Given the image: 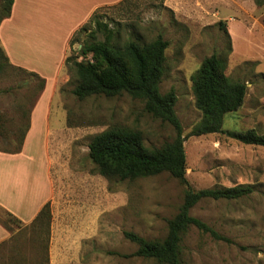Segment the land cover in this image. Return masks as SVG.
<instances>
[{"label":"rangeland","instance_id":"rangeland-1","mask_svg":"<svg viewBox=\"0 0 264 264\" xmlns=\"http://www.w3.org/2000/svg\"><path fill=\"white\" fill-rule=\"evenodd\" d=\"M54 1L59 10L54 2H41L45 6L30 13L33 21L38 19V30L28 37L47 40L69 20L64 36L89 13L74 34L100 8L109 17L120 18L106 8L122 0L106 5L111 0ZM73 1L81 6H70ZM131 6L130 19H125L142 26L145 41L161 34L169 43L160 90L174 89L177 95L190 185L196 190L253 185L256 190L239 200H204L192 208V216L228 241L191 228L181 243L182 264H264V147L245 145L226 134L190 136L202 118L192 76L213 54L226 59L229 77L247 85L242 107L225 117L223 129L264 134V5L254 0H135ZM2 14L0 2V19ZM20 14L6 35L29 32L28 27L18 28L26 20V13ZM70 40L67 56L81 46H70ZM27 43L23 39L15 43L20 63L36 66ZM3 50L0 41V149L14 151L31 126L30 114L43 93V81L28 71L14 70ZM76 83L64 64L49 94L52 116L46 143L54 186L49 212L25 225L0 207V223L10 233L0 245V264H156L131 257L137 246L124 233L148 240L165 238L168 220L182 205L184 186L167 172L134 180L106 178L97 172L88 146L94 136L113 127L140 132L147 147L171 142L175 131L128 94L80 101L72 94Z\"/></svg>","mask_w":264,"mask_h":264},{"label":"trees","instance_id":"trees-1","mask_svg":"<svg viewBox=\"0 0 264 264\" xmlns=\"http://www.w3.org/2000/svg\"><path fill=\"white\" fill-rule=\"evenodd\" d=\"M14 1L0 0L3 13L0 22L11 16ZM254 1L258 6L264 5V0ZM133 4L135 0H122L106 8V11L118 13L120 18L109 17L102 8L94 12L89 21L74 32L70 46L75 43H80L81 46L72 50L64 64L77 78L72 94L78 100L128 94L142 100L146 112L152 117L173 127L175 138L159 147H147L140 132L124 127H113L97 134L88 147L89 157L97 172L106 178L134 180L167 172L184 186L182 205L177 214L168 220L165 238L148 240L133 232L124 233L125 238L137 246L131 257L152 260L156 264H182L181 243L189 229L196 228L215 240L228 241L208 224L192 216V208L204 200H239L252 195L256 190L253 185L200 190L190 185L186 177L185 137L175 109L177 95L174 89L166 93L160 90L169 43L161 34L145 41L142 26L136 21L125 19H130L127 12ZM5 56L8 60L7 55ZM226 65L225 58L213 54L205 58L193 74L192 91L202 118L193 127L190 136L226 134L245 145L264 147V134H259L254 129L242 132L223 129L225 117L242 107L247 94L246 83L229 77L225 72ZM10 66L14 70L27 72L21 67ZM30 73L39 77L34 72ZM39 78L43 81V91L46 81ZM25 136L17 150L0 151L19 152ZM49 207L50 203H47L37 218L47 214ZM7 215L18 221L10 213L7 212Z\"/></svg>","mask_w":264,"mask_h":264},{"label":"crops","instance_id":"crops-1","mask_svg":"<svg viewBox=\"0 0 264 264\" xmlns=\"http://www.w3.org/2000/svg\"><path fill=\"white\" fill-rule=\"evenodd\" d=\"M41 2H45V4L54 2L56 5L53 6L59 10L58 1L54 0H15L11 16L0 24L1 45L13 65L34 72L46 81L43 93L31 111V126L25 136L21 150L17 153L0 151V207L25 225L35 221L43 207L47 203H51L54 198L51 158L46 143L48 124L52 116V100L49 94L55 77L58 76L64 65L73 30L81 25L89 14L87 13L82 21L75 24L68 32L66 31L64 36L62 33L65 31L69 20L60 23V31L48 34L47 40L28 37L27 35L32 36L33 32L38 30V19L33 21L30 13L40 11V8L45 6ZM114 2L115 0H111L104 5ZM69 5L76 7L80 4L73 1L72 3L69 2ZM20 12L26 13V20L18 28L28 27L29 32H24L26 33L24 36L19 31H16L14 35H6L8 28L12 27L17 16L21 15ZM28 16L30 17L28 18ZM22 39L23 42L28 41L27 52H32L29 58H36L38 61L36 66L27 67L29 65L20 63L21 58L15 50L17 47L15 43L21 42ZM37 40L41 42H36ZM9 237V231L0 223V245Z\"/></svg>","mask_w":264,"mask_h":264}]
</instances>
